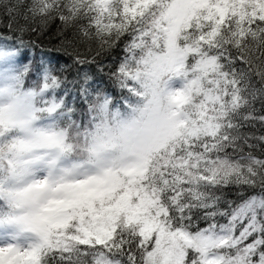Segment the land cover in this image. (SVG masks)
<instances>
[{
  "label": "snow or ice",
  "instance_id": "6c2138e0",
  "mask_svg": "<svg viewBox=\"0 0 264 264\" xmlns=\"http://www.w3.org/2000/svg\"><path fill=\"white\" fill-rule=\"evenodd\" d=\"M0 16V65H12L0 69V225L12 228L0 264H264V135L245 131L264 126V0H0ZM52 20L102 49L124 44L107 71L127 114L78 82L96 129L82 159L69 141L85 125L56 95L66 78L15 67L24 34ZM64 114L66 129L3 151L5 130ZM35 146L54 150L42 176L31 166L44 157L23 159Z\"/></svg>",
  "mask_w": 264,
  "mask_h": 264
},
{
  "label": "trees",
  "instance_id": "16d2710c",
  "mask_svg": "<svg viewBox=\"0 0 264 264\" xmlns=\"http://www.w3.org/2000/svg\"><path fill=\"white\" fill-rule=\"evenodd\" d=\"M6 24L7 20L0 16V32L6 31L4 27ZM24 39L30 46L22 50V55L16 64L22 66V63L26 64L32 61L35 67L39 69L38 72L33 71L31 73L33 80L53 73L66 78L65 84L56 95L65 97L67 106L75 108V111L70 114L72 120L82 121V126L88 123V118L84 114L87 105L80 95L78 84L85 76L91 77L89 83L93 90L105 89L116 98L114 107L121 103L119 100L121 93L112 85L107 69L122 60L124 56L123 42L111 50L102 49L95 41H82L80 37L74 36L73 29L65 30L59 20L50 21L42 30L37 32L29 30L24 34ZM68 40L73 41L77 55L95 62L76 63L72 54L65 49ZM101 66L105 68L104 72L98 71V67ZM256 107L260 109L261 104L257 102ZM50 119L63 124L70 123L67 114L53 116ZM245 131L253 132L257 136L264 135V126L257 123L255 127L246 128ZM261 148H264V145H261ZM256 154L260 155L261 153L257 150ZM228 193L231 198H235V189L228 190Z\"/></svg>",
  "mask_w": 264,
  "mask_h": 264
},
{
  "label": "clouds",
  "instance_id": "9594fccd",
  "mask_svg": "<svg viewBox=\"0 0 264 264\" xmlns=\"http://www.w3.org/2000/svg\"><path fill=\"white\" fill-rule=\"evenodd\" d=\"M11 66L12 65H7V64L0 65V69H6ZM15 67L18 70L22 68V66L18 64H15ZM164 71L166 74L167 70L165 69ZM27 90H28V86L24 88V91H27ZM0 102L7 104L8 103L7 97H4L2 100H0ZM132 103H135V100H133ZM37 106H38V103H37ZM117 108H119V111L123 114H127L130 111L127 108L119 107V105H117L116 107H113L112 111L115 112ZM50 118L51 116H43V115L38 116V118L34 121L32 125L31 131L21 130L20 128H9L5 130L3 134V138H2L3 139V151L5 152V154L8 153L13 138L26 139L31 144L36 145V141L39 139L37 130H47L49 128V125H52V124L57 125V128H56L57 131L60 130L61 128L66 129L65 124L60 123L58 121H52ZM85 128L90 132H96V129L93 127L92 123L90 122L87 123L84 128L72 130L71 139L69 142L74 143L76 145V151L72 157L73 159H78V158L82 159V158H85L87 155L86 152L84 151V149L86 148V143L83 137V132L85 131ZM89 139H91V137H89ZM52 151L54 150L49 149L47 147L35 146L32 152H28L23 156V159H32L34 155L44 157L43 160L38 161L31 166V171L36 172L38 176H42L45 174L44 169L46 167L47 161L51 159V156H49L48 153ZM69 163L70 162L68 160L61 159L58 166L65 167ZM4 174L6 175L7 173L5 172ZM29 179H31L30 176L21 175L19 177L20 183L18 184V187L22 190L23 187L25 186V182ZM4 206H5L4 202L0 201V208H3ZM0 229L12 230L11 226H8V225H0Z\"/></svg>",
  "mask_w": 264,
  "mask_h": 264
},
{
  "label": "rangeland",
  "instance_id": "374dc122",
  "mask_svg": "<svg viewBox=\"0 0 264 264\" xmlns=\"http://www.w3.org/2000/svg\"><path fill=\"white\" fill-rule=\"evenodd\" d=\"M12 232V230L8 229H0V243L5 242L6 234Z\"/></svg>",
  "mask_w": 264,
  "mask_h": 264
}]
</instances>
